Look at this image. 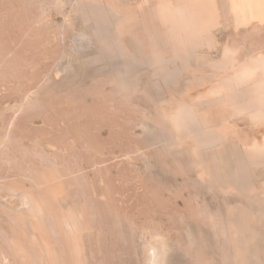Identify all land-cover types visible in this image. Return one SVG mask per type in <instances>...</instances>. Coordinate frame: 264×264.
<instances>
[{
	"label": "rangeland",
	"instance_id": "374dc122",
	"mask_svg": "<svg viewBox=\"0 0 264 264\" xmlns=\"http://www.w3.org/2000/svg\"><path fill=\"white\" fill-rule=\"evenodd\" d=\"M0 264H264V0H0Z\"/></svg>",
	"mask_w": 264,
	"mask_h": 264
},
{
	"label": "bare ground",
	"instance_id": "6f19581e",
	"mask_svg": "<svg viewBox=\"0 0 264 264\" xmlns=\"http://www.w3.org/2000/svg\"><path fill=\"white\" fill-rule=\"evenodd\" d=\"M196 18V17H195ZM247 76V75H246Z\"/></svg>",
	"mask_w": 264,
	"mask_h": 264
}]
</instances>
